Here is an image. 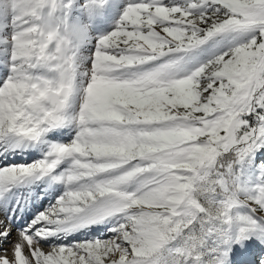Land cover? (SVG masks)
I'll return each mask as SVG.
<instances>
[{
    "label": "snow or ice",
    "instance_id": "1",
    "mask_svg": "<svg viewBox=\"0 0 264 264\" xmlns=\"http://www.w3.org/2000/svg\"><path fill=\"white\" fill-rule=\"evenodd\" d=\"M0 264H264V0H0Z\"/></svg>",
    "mask_w": 264,
    "mask_h": 264
},
{
    "label": "rangeland",
    "instance_id": "2",
    "mask_svg": "<svg viewBox=\"0 0 264 264\" xmlns=\"http://www.w3.org/2000/svg\"><path fill=\"white\" fill-rule=\"evenodd\" d=\"M15 233H16V231H15V229H14V230H13V233H12V236L10 237V240L13 239V236L15 237V235H16ZM9 246H10L9 244H5V245H4V247H9ZM44 247H45V249H47V245H45Z\"/></svg>",
    "mask_w": 264,
    "mask_h": 264
},
{
    "label": "bare ground",
    "instance_id": "3",
    "mask_svg": "<svg viewBox=\"0 0 264 264\" xmlns=\"http://www.w3.org/2000/svg\"><path fill=\"white\" fill-rule=\"evenodd\" d=\"M14 226H16V225H14ZM13 230H14V228H13ZM16 234V233H15ZM16 239V235H15V237L13 236V239H11V240H15Z\"/></svg>",
    "mask_w": 264,
    "mask_h": 264
}]
</instances>
